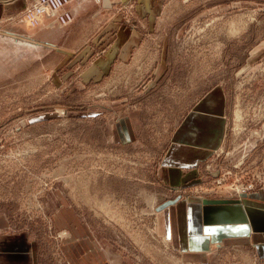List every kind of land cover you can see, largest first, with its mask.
Here are the masks:
<instances>
[{"label":"rangeland","instance_id":"rangeland-1","mask_svg":"<svg viewBox=\"0 0 264 264\" xmlns=\"http://www.w3.org/2000/svg\"><path fill=\"white\" fill-rule=\"evenodd\" d=\"M164 1L142 44L108 73L100 58L112 44L92 37L72 54L66 26L36 31L49 41L58 34V48L43 42L21 59L12 46L0 52V217L6 231L35 238L39 264H96L85 245L78 260L67 254L86 239L79 223L111 264H264L249 236L213 244L208 262L186 260L160 234L156 210L178 196L243 198L264 188V0ZM219 84L224 138L181 165L192 177L170 182L162 172L173 131Z\"/></svg>","mask_w":264,"mask_h":264},{"label":"crops","instance_id":"crops-1","mask_svg":"<svg viewBox=\"0 0 264 264\" xmlns=\"http://www.w3.org/2000/svg\"><path fill=\"white\" fill-rule=\"evenodd\" d=\"M32 1L0 0V52H10L12 46L18 49L20 57L26 55L27 48L35 53L39 50L40 53L43 42L59 47L58 34L54 35V41L45 38L42 41L38 37L37 32L40 30L47 31L51 36L54 28L59 27L51 17L43 16L39 26L28 25L21 18ZM164 2L73 0L70 7L73 8L75 19L60 32V36L65 33L67 46H70L72 54L83 53L85 48H82L89 38L96 37L98 44L106 39L103 46L112 44V52L102 55L100 59L106 61L103 74L108 73L116 57L131 56L132 51L142 44L145 31L153 28L156 17L163 10ZM137 16L141 19L146 16L149 21L143 23L142 20L140 26L136 22ZM226 109L225 89L219 84L204 92L185 113L173 131L171 147L164 159L165 166L169 169L162 173L170 182L186 180L187 175L188 178L192 177L194 171L184 175L180 170L181 165L196 163L220 146L227 126ZM124 130L132 135L129 125L126 124ZM244 196L207 197L202 201H189L179 196L166 199L156 207L158 230L160 234L170 238L175 248L180 249L184 259L189 261L208 262V253L213 244L223 240L237 243L239 239L249 237L254 239L257 254L264 260V188ZM7 222L6 217H0V264H39L35 238L26 231H6ZM78 229L77 234L86 239L78 240V249L76 246L67 249L69 257L78 260L77 255L84 252L82 248L85 245L95 254L89 257L87 263L95 259L96 264H111L89 227L79 223Z\"/></svg>","mask_w":264,"mask_h":264},{"label":"built area","instance_id":"built-area-1","mask_svg":"<svg viewBox=\"0 0 264 264\" xmlns=\"http://www.w3.org/2000/svg\"><path fill=\"white\" fill-rule=\"evenodd\" d=\"M73 0H33L23 12V18L38 25L45 15L51 17L59 26H67L75 19Z\"/></svg>","mask_w":264,"mask_h":264},{"label":"bare ground","instance_id":"bare-ground-1","mask_svg":"<svg viewBox=\"0 0 264 264\" xmlns=\"http://www.w3.org/2000/svg\"><path fill=\"white\" fill-rule=\"evenodd\" d=\"M42 18H43V17H42ZM42 18H41V21H40V23H39L38 25L41 24V22H42ZM25 21H26L29 25H32V26H38V25H33L29 20H26V19H25Z\"/></svg>","mask_w":264,"mask_h":264},{"label":"water","instance_id":"water-1","mask_svg":"<svg viewBox=\"0 0 264 264\" xmlns=\"http://www.w3.org/2000/svg\"><path fill=\"white\" fill-rule=\"evenodd\" d=\"M42 41H44V40H42Z\"/></svg>","mask_w":264,"mask_h":264}]
</instances>
